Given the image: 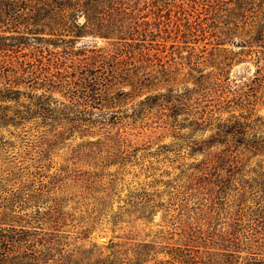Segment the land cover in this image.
Masks as SVG:
<instances>
[{
    "label": "trees",
    "instance_id": "16d2710c",
    "mask_svg": "<svg viewBox=\"0 0 264 264\" xmlns=\"http://www.w3.org/2000/svg\"><path fill=\"white\" fill-rule=\"evenodd\" d=\"M168 1L0 0V129L100 142L139 127V137L155 108L161 113L155 124L184 140V153L171 161L187 178L170 194L174 201L137 204L138 214L163 212L149 239L86 248L46 212L20 214L10 201L0 202V264H264V117L246 115L247 98L232 90L229 74L183 75L164 64L145 73L157 68L148 56L164 52L168 38L206 33L197 15L213 4L231 17L217 26L245 27L246 38L234 44L258 62L253 80L264 78V0H186L176 12L187 5L197 20L185 13L168 30L158 14L152 30L153 21L140 14L149 7L158 13ZM83 32L106 45L77 43ZM197 152L199 158L185 161L184 154Z\"/></svg>",
    "mask_w": 264,
    "mask_h": 264
},
{
    "label": "rangeland",
    "instance_id": "374dc122",
    "mask_svg": "<svg viewBox=\"0 0 264 264\" xmlns=\"http://www.w3.org/2000/svg\"><path fill=\"white\" fill-rule=\"evenodd\" d=\"M146 1L149 5L154 3ZM185 1L169 0L158 13L155 7H149L138 16L153 21L154 30L158 22L155 17L159 14L160 22L173 30L185 13L189 21L197 20L196 13L190 12L187 5H183L184 14L176 12V5ZM209 7V11L197 15L200 21L203 19L202 29L206 33L201 30L198 35L187 38L172 35L173 39L165 41L164 52L152 51L148 56L157 68L145 73L158 72V65L164 64L166 72L183 75L229 74L232 90L242 89L247 98L242 104L246 115L264 117V78L260 75L253 80L259 71L258 62L247 57V53L242 54L244 50L234 44L239 38H246V29L217 26L219 18H231L229 12L214 11L213 4ZM218 31L220 40L214 37ZM76 41H92V44L95 41L96 45L105 46L107 39L83 32ZM170 44L176 46L171 51ZM220 95L224 99L229 96ZM213 98L218 100L219 95ZM138 99L135 97L134 101ZM228 114L225 112L222 116ZM149 118L147 124L151 127L142 136H137L141 130L136 127L126 137L113 136L100 142H86V138L77 137L54 142L50 138L39 140L36 136L22 135L15 129H0V202L10 201L12 210L20 214L46 212L57 222V228L79 247L86 248L93 243L104 245L110 239L120 241L125 237L149 239L160 228L163 212L155 211L152 217L143 212L138 214L137 204L142 208L151 200L164 204L174 201L170 194L182 188L187 179L175 168L177 163L171 161L175 160L174 154L184 153V140L173 138L170 132L155 124L161 120V113L155 108ZM195 134L204 135L203 132ZM184 155L188 162L199 158L200 152Z\"/></svg>",
    "mask_w": 264,
    "mask_h": 264
}]
</instances>
